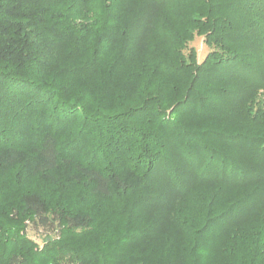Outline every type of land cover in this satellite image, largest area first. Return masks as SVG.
Instances as JSON below:
<instances>
[{"label": "trees", "instance_id": "1", "mask_svg": "<svg viewBox=\"0 0 264 264\" xmlns=\"http://www.w3.org/2000/svg\"><path fill=\"white\" fill-rule=\"evenodd\" d=\"M0 264H264V0H0Z\"/></svg>", "mask_w": 264, "mask_h": 264}, {"label": "rangeland", "instance_id": "2", "mask_svg": "<svg viewBox=\"0 0 264 264\" xmlns=\"http://www.w3.org/2000/svg\"><path fill=\"white\" fill-rule=\"evenodd\" d=\"M189 46L195 48L197 52V60L199 62L203 59V57L209 50V48L204 44L203 38L201 36H195V38L189 42Z\"/></svg>", "mask_w": 264, "mask_h": 264}]
</instances>
